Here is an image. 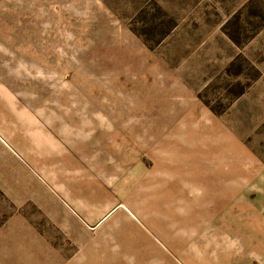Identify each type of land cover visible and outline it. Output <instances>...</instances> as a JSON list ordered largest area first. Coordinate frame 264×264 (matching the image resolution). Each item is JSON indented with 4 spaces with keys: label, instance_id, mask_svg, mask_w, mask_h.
Returning <instances> with one entry per match:
<instances>
[{
    "label": "rangeland",
    "instance_id": "obj_1",
    "mask_svg": "<svg viewBox=\"0 0 264 264\" xmlns=\"http://www.w3.org/2000/svg\"><path fill=\"white\" fill-rule=\"evenodd\" d=\"M0 264H264V0H0Z\"/></svg>",
    "mask_w": 264,
    "mask_h": 264
}]
</instances>
